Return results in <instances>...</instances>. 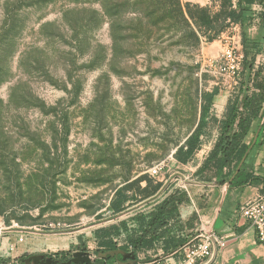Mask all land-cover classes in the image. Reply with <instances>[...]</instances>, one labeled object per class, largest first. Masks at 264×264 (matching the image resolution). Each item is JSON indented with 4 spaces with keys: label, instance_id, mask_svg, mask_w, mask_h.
<instances>
[{
    "label": "rangeland",
    "instance_id": "rangeland-1",
    "mask_svg": "<svg viewBox=\"0 0 264 264\" xmlns=\"http://www.w3.org/2000/svg\"><path fill=\"white\" fill-rule=\"evenodd\" d=\"M179 1L212 16L223 4ZM175 2L0 0V264L40 253L66 261L76 251L97 262L111 241L130 251L166 198L175 201L169 223L189 192L204 198L197 184L234 176L220 158L195 173L196 162L183 160L217 144L233 106L252 117L253 140L262 128L264 5L260 24L248 15L235 39L254 65L243 57L227 77L216 63L235 33L210 39L214 25L187 27ZM222 87L228 105L218 118ZM147 258L141 264L158 257Z\"/></svg>",
    "mask_w": 264,
    "mask_h": 264
},
{
    "label": "crops",
    "instance_id": "crops-1",
    "mask_svg": "<svg viewBox=\"0 0 264 264\" xmlns=\"http://www.w3.org/2000/svg\"><path fill=\"white\" fill-rule=\"evenodd\" d=\"M202 5L208 4L211 0H187ZM236 0H234L235 2ZM262 4L255 3L250 6L249 15L254 24L259 21V14ZM250 20V19H249ZM259 26V25H258ZM257 27L252 25L251 30ZM241 31L240 24H233L227 33L234 32V39H239ZM228 88H221L220 93L214 97L213 107L218 118L224 117L228 105ZM254 128H251L250 143L253 139ZM259 144L256 145L246 158V170L264 179V129L258 135ZM214 144L202 145L196 153L197 159L189 162H196L192 167L194 173L200 168L204 160L210 156ZM196 169V171H195ZM205 188L204 198L196 197L189 192V201L179 207V214L170 219L167 228L162 236L154 242L151 247H141L137 251L138 264L148 260V256L158 257V260L177 262L182 255L183 248L189 241L198 236L202 230L213 231L224 234L227 238V245L223 250L216 249L211 259L199 264H264V244L258 242L255 229L243 219L236 217L234 211L242 204L258 196L264 195V181L247 185L243 188L229 186L222 208L217 214L219 204L223 199V186L217 182L210 184H197ZM204 201V202H201ZM203 203V204H202ZM161 231V228L159 229Z\"/></svg>",
    "mask_w": 264,
    "mask_h": 264
},
{
    "label": "trees",
    "instance_id": "trees-1",
    "mask_svg": "<svg viewBox=\"0 0 264 264\" xmlns=\"http://www.w3.org/2000/svg\"><path fill=\"white\" fill-rule=\"evenodd\" d=\"M255 3L264 5V0H236L235 2L234 0H223V4L220 11L214 16H212L209 14V9L207 7L199 8V5L188 3L186 5V10H184L180 1L176 0L175 10L180 20L183 21L187 27H192V23L199 27L201 25V22L204 23L203 25L207 24L211 28L212 25H214L216 34L214 36L209 37L210 39H213L218 36L220 32L226 30L227 28H230L233 24H240L243 26L245 20L249 15L250 6ZM193 8L199 9L201 11V16H197ZM263 13L264 9L261 12V16H263ZM191 35H193L195 39H199L197 32L192 29ZM244 59L246 62H248V66L250 68L254 65L253 60L255 59V57H253L252 61H249L248 54H244ZM242 101L244 106H247V104L249 103V99L247 96H244ZM253 115L254 118L257 116V113H254ZM261 116H264V109ZM251 125L252 117H247L244 112H239V110H237V108L233 106L229 110L228 116L225 119L220 120V126L222 131L221 136L217 144H215V147L213 148L206 162L207 166L213 159L220 158V162L223 166H228L234 163V171L228 177L229 180L232 175H235L234 179L231 182V187L243 188L247 185H252L264 181L263 178L256 176L246 170V160L243 162L239 172L236 173L237 167L245 157L248 149L253 144V139L250 143L245 142L246 136L251 131ZM263 129L264 124L262 125L261 130ZM258 144L259 141L257 140L253 144L251 150ZM193 151L194 148L189 147L187 156L192 155ZM186 160L187 159L185 158L183 161L186 162ZM221 183H224V181H222ZM170 203H175V201H173V196L166 198L163 201V204L159 207V209L153 213V216L151 217V220H149L147 225L149 226V228H152L154 230V235L152 237H149L148 233L150 232V229L146 226L144 227V230L141 232V236L137 240H135L134 246H132L131 248V250L134 251L136 254L137 251L143 246L151 247L154 242L162 236L163 232H166L167 228L164 227L168 224L167 220L169 218V215L172 213V210L168 209V205ZM181 203L182 201H176V204ZM112 207L115 213L121 212L123 210L122 202H116L112 205ZM160 228L161 231H159ZM101 231L102 230H100V232ZM102 246H107L106 251L116 250V247L113 246L112 241L102 243ZM122 260V255H108L105 258H99L95 264H122Z\"/></svg>",
    "mask_w": 264,
    "mask_h": 264
},
{
    "label": "built area",
    "instance_id": "built-area-1",
    "mask_svg": "<svg viewBox=\"0 0 264 264\" xmlns=\"http://www.w3.org/2000/svg\"><path fill=\"white\" fill-rule=\"evenodd\" d=\"M231 45L226 47L216 63V70L223 76L236 77L239 75L240 61L244 54L238 52L234 37ZM158 169L155 168L154 172ZM234 215L243 219L255 229L258 242L264 244V195L258 196L242 204L234 211ZM227 245V238L224 234L215 231L202 230L198 236L187 243L182 250L181 258L177 262H168L155 259L143 264H199L211 259L216 249L223 250ZM132 251V250H130Z\"/></svg>",
    "mask_w": 264,
    "mask_h": 264
},
{
    "label": "water",
    "instance_id": "water-1",
    "mask_svg": "<svg viewBox=\"0 0 264 264\" xmlns=\"http://www.w3.org/2000/svg\"><path fill=\"white\" fill-rule=\"evenodd\" d=\"M262 124H264V117H263ZM260 129H261V127L257 130V132L255 134L253 144L257 141ZM253 144H252V146H253ZM252 146L248 149L245 157L243 158V160L241 161V163L237 167L236 173L239 172V170L241 169L242 164L246 160V157L249 154ZM234 177H235V175L223 186V189H224L223 199H222L221 203L219 204L217 214L220 212V210L222 208L226 192H227L229 186L231 185V182L234 179ZM208 232H213V230L209 229ZM108 255H111V256L122 255V259L124 260V262H122V264H138V262H139L137 259V255L134 251H126V250H121V249L108 250L104 253H100L99 257L105 258ZM95 260H96V258L92 257V255L87 251H76L73 253L72 258L69 260H66V261H60L59 259H56L54 256H51V255L46 256V254L40 253V254L29 255L25 259L24 264H93L95 262Z\"/></svg>",
    "mask_w": 264,
    "mask_h": 264
},
{
    "label": "flooded vegetation",
    "instance_id": "flooded-vegetation-1",
    "mask_svg": "<svg viewBox=\"0 0 264 264\" xmlns=\"http://www.w3.org/2000/svg\"><path fill=\"white\" fill-rule=\"evenodd\" d=\"M29 256V255H28ZM28 256H26L25 258H23V260L21 261V264H24V262H25V259L28 257ZM46 256H48V255H46ZM72 258V256L71 257H69L68 259H66V260H69V259H71ZM57 259V258H56ZM60 260V259H59ZM128 260V259H127ZM60 261H63V260H60ZM96 262V261H95ZM95 262L93 263V264H95ZM122 262H124V260H122Z\"/></svg>",
    "mask_w": 264,
    "mask_h": 264
}]
</instances>
